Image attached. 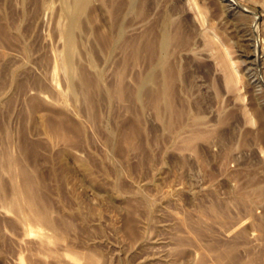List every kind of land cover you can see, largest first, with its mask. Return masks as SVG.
Wrapping results in <instances>:
<instances>
[{
  "label": "rangeland",
  "instance_id": "rangeland-1",
  "mask_svg": "<svg viewBox=\"0 0 264 264\" xmlns=\"http://www.w3.org/2000/svg\"><path fill=\"white\" fill-rule=\"evenodd\" d=\"M0 264H264V0H0Z\"/></svg>",
  "mask_w": 264,
  "mask_h": 264
}]
</instances>
